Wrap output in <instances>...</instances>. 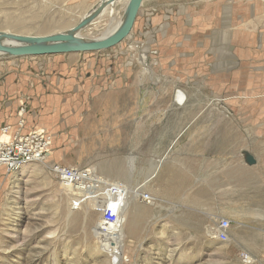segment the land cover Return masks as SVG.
Instances as JSON below:
<instances>
[{
    "label": "rangeland",
    "instance_id": "obj_1",
    "mask_svg": "<svg viewBox=\"0 0 264 264\" xmlns=\"http://www.w3.org/2000/svg\"><path fill=\"white\" fill-rule=\"evenodd\" d=\"M99 1L0 0V32H63ZM238 5L232 0V13L221 9L208 25L201 43L210 57L196 62L211 66L200 68V75L183 69L193 53H183L177 38L207 19L203 0L146 1L131 36L110 50L63 55L61 64L49 63L51 56L0 59V135L16 114L19 123L45 129L53 141L48 161L0 173V264L251 263L231 244L235 223L228 242L211 236L225 219L224 165L232 166L234 199L240 190L234 185L246 194L256 184L254 172L262 170L247 165L244 154L264 157V77L249 76L247 83L233 70L214 74L227 69L231 38H237L230 32L245 23ZM111 8L100 26L120 19ZM259 17L264 23V14ZM16 21L25 26L16 29ZM104 28L83 35L96 37ZM161 36L167 39L162 45ZM67 56L76 64L65 63ZM26 62L37 66L26 68ZM44 97L51 109L32 110L33 98ZM55 164L92 167L125 186L123 233L113 230L108 243L102 240L94 206L59 185ZM139 187L156 201L136 200ZM231 213L241 210L233 206Z\"/></svg>",
    "mask_w": 264,
    "mask_h": 264
},
{
    "label": "crops",
    "instance_id": "obj_2",
    "mask_svg": "<svg viewBox=\"0 0 264 264\" xmlns=\"http://www.w3.org/2000/svg\"><path fill=\"white\" fill-rule=\"evenodd\" d=\"M78 1L88 2L91 0ZM235 1H240V5L235 7L241 10V14L245 13L244 16L240 15V19L245 20V23L242 22L241 27L237 30L238 32H230L231 35L235 33V35H237V38L235 37L234 40H232L231 38V43L228 49L227 69H225V71H217L214 74L221 72H225V74H231L234 71V74L238 75L240 77V80L248 83L249 76L264 77V42L261 41V39L264 40V23L260 22V17L258 18L259 14H264V4L255 0ZM175 2H177V0H175ZM203 3L206 7L205 12L207 13V19L205 21H202L203 23L200 24V27H194L192 29L188 28L184 24L187 27V29L184 30V34L186 35H181L177 38V41L181 43L179 47H181L180 49H182L183 53H185L186 50L190 51L189 53H193L190 55L188 54V56L187 54L185 55L180 53V56L182 57L187 56V59H185L183 62H187L189 64L188 66L184 65L183 69L189 70V74L193 75H195L196 73L199 74L200 68L204 66H211H200V62H196L200 59H209L210 57L209 52L205 53L206 49H203V44L201 43V41L203 39H206L210 34V32L208 31V25L209 27H211L215 15L219 11H221V9H226L225 13L231 14L234 7L231 6L232 0H203ZM227 3L229 4L225 6V4ZM163 6L164 5L161 4L160 8L163 9ZM179 12H181V10ZM256 15L257 19L253 18ZM249 18L252 21H250ZM185 19L186 18H184L182 22H184ZM179 34L180 33H178V35ZM166 41V37L161 36L159 38L160 45L166 43ZM177 46L176 48L178 50L179 48ZM62 56H51L55 57V59L49 60V63L54 61L58 64H61ZM56 57H58V59ZM76 61L77 60L75 58H72L71 56H67V60H64V62L69 65H75ZM36 66V62L31 63V65H29V63L27 62L25 63L26 68L30 67L33 70ZM33 99L34 101L31 102L32 110H34V108H39L35 111L51 109V107L47 108V106L51 105L49 98L44 97L41 99ZM13 110L15 111V106ZM13 114H15V112ZM26 124L22 128H20L18 115L15 114V116L10 118L9 121L7 120L6 125L11 127V135H15L16 133L28 134L38 128H36V126L34 125H32L33 127L28 128ZM250 156L253 159V163L249 164L247 161V156L246 154H244L245 163L257 169L261 168L262 170H257L254 172L256 184L254 186H248V188H251V190H248L246 194L244 192H241L243 189L242 185H234L235 191L240 189L239 196L234 199L232 190V166L230 165L229 167L227 165H224L223 191L221 192L223 194V216L225 217V219H229L231 220V222L235 223V227L233 226V229L230 230V233L232 234L231 244H235L236 248L245 253L244 256H248L251 259L250 264H264V157L259 159L257 157H253L252 155ZM225 162L227 163L228 161L226 160ZM1 172L6 173L4 169H0V173ZM212 172L213 176L211 175ZM208 173L209 180L210 178H215V166H213V169H208ZM152 177L153 176L151 175L150 178ZM210 183L211 182L209 181V184ZM233 206H236L239 208V210H241V213L239 215L235 216L231 213V209L233 208ZM248 230H250L251 232L249 236L247 234Z\"/></svg>",
    "mask_w": 264,
    "mask_h": 264
},
{
    "label": "built area",
    "instance_id": "obj_3",
    "mask_svg": "<svg viewBox=\"0 0 264 264\" xmlns=\"http://www.w3.org/2000/svg\"><path fill=\"white\" fill-rule=\"evenodd\" d=\"M24 110L21 109L19 117H22ZM23 126L24 122L21 121L19 127ZM10 132L11 127L6 126L0 135V169H4L7 174H16L31 164L44 163L51 157L52 136L45 129H37L28 134L11 135ZM51 171L64 190L85 195V203L94 206L93 210L99 215L95 228L98 235L109 230H119L121 214L127 205V192L123 184L109 182L99 176L92 167L55 164ZM134 191L142 203L153 204V197L142 192V187ZM231 226L230 220L221 219L214 231L215 239L222 243L228 242Z\"/></svg>",
    "mask_w": 264,
    "mask_h": 264
},
{
    "label": "water",
    "instance_id": "obj_4",
    "mask_svg": "<svg viewBox=\"0 0 264 264\" xmlns=\"http://www.w3.org/2000/svg\"><path fill=\"white\" fill-rule=\"evenodd\" d=\"M116 0H105L106 4ZM146 0H130L120 26L108 36L100 39L81 37V33L99 17L100 10L84 17L76 26L69 30L46 36L19 35L10 32H0V59L62 56L67 54H82L101 52L121 44L134 30L141 8ZM103 4L100 6L103 9ZM249 164L253 163L246 154Z\"/></svg>",
    "mask_w": 264,
    "mask_h": 264
},
{
    "label": "bare ground",
    "instance_id": "obj_5",
    "mask_svg": "<svg viewBox=\"0 0 264 264\" xmlns=\"http://www.w3.org/2000/svg\"><path fill=\"white\" fill-rule=\"evenodd\" d=\"M129 1L130 0H116V1H114L113 3H110V4H106L105 3V0H100L96 5H94L93 7H91L90 8V11L88 12V14H85V16L84 17H86V16H89V15H91L93 12H94V10L96 11V10H100V14H99V17L98 18H96V20H95V22H92L91 23V25L87 28V29H89V28H91L92 27V31H97V28H100V27H105L104 29H105V31L103 32V33H101V34H98V33H96L97 34V36L95 37H89V36H91V35H89V36H84L83 35V33L84 32H86V30L87 29H85L82 33H81V37H85V38H88V39H100V38H104V37H106V36H108L109 35V33H112V32H114L119 26H120V24L122 23V21L124 20L123 18H124V13H125V10H126V8H127V5H128V3H129ZM146 1H148V0H146ZM145 1V2H146ZM145 2H144V4H145ZM103 4V6H105L103 9H101L100 8V6ZM144 4H143V6H144ZM108 5H110L112 8H111V10H110V12H109V14L110 15H113L114 14V11L115 12H117L116 14H121V16H120V19L118 20V21H116L115 23H117V25L114 23L112 26L110 25V26H107V25H102V26H100L99 24L102 22V20H103V17L105 16V11H106V9H107V7H108ZM119 12H122V13H119ZM83 17V18H84ZM82 18V19H83ZM136 23H137V20H136ZM136 23H135V25H136ZM12 25H14V27L16 28V29H22L25 25L22 23V21H16V22H14ZM11 25V26H12ZM116 25V26H115ZM134 28H135V26H134ZM71 29V28H70ZM99 30V29H98ZM133 32V31H132ZM132 32H131V34H132ZM8 33V32H7ZM11 33V32H10ZM93 34V33H92ZM131 34L129 35V37L131 36ZM94 35V34H93ZM128 37V38H129ZM127 38V39H128ZM123 43V42H122ZM121 43V44H122ZM121 44H118L117 46H119V45H121ZM116 47V46H115ZM115 47H113V48H115ZM110 50V49H109ZM106 51V50H105ZM3 138L5 139L6 137H4L3 136ZM68 191V193L70 194V196H72L73 198H76V199H84L86 196L85 195H83V194H78V193H75V192H72L71 190H67ZM135 197V199L136 200H139L138 199V197H137V194L134 196ZM154 201H156V199L154 198ZM129 205V204H128ZM134 205H136V204H134ZM126 210H127V207H126ZM123 223V220H121V224ZM123 227L119 230V232H121V233H123ZM215 231V230H214ZM214 231H213V233L211 234V236H213V237H215L214 236ZM212 232V231H211ZM115 233V231H108V232H103L102 234L104 235L103 237H102V240H105V241H107V243H108V238L110 237V236H112L113 234Z\"/></svg>",
    "mask_w": 264,
    "mask_h": 264
}]
</instances>
